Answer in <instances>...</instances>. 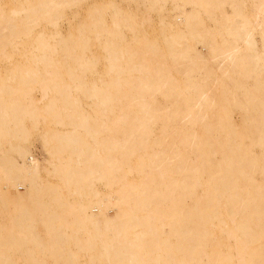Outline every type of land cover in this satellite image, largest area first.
I'll use <instances>...</instances> for the list:
<instances>
[{
    "label": "bare ground",
    "instance_id": "obj_1",
    "mask_svg": "<svg viewBox=\"0 0 264 264\" xmlns=\"http://www.w3.org/2000/svg\"><path fill=\"white\" fill-rule=\"evenodd\" d=\"M83 1L0 0V264H264V0Z\"/></svg>",
    "mask_w": 264,
    "mask_h": 264
},
{
    "label": "rangeland",
    "instance_id": "obj_2",
    "mask_svg": "<svg viewBox=\"0 0 264 264\" xmlns=\"http://www.w3.org/2000/svg\"><path fill=\"white\" fill-rule=\"evenodd\" d=\"M2 1H3V3L6 6L12 5V3H15L16 2V0H12V1L11 0H6V1L2 0ZM18 1L20 2L21 0H18ZM108 1L109 0H98V1L97 0H93V1L92 0H85V1L81 2L78 6H73V7L69 8V10L67 9L66 10V16L65 17H62L58 21V25H57L56 29H58L63 35L68 34V32L72 31V29H74L75 26L76 27L78 26V24H79V22L81 20L85 19L88 16L89 11L92 10V9H94V7L97 4L106 3ZM113 1H115V2L118 1L117 3H121L123 6L124 5L125 6L128 5L127 8L132 12V14L135 16V19L138 21V28H136L137 31H139V34L140 33L144 34L143 33V30L146 28V25L141 23V21H142V13L144 14V11L142 10V8H140V6H137L135 4L134 5H132V4L129 5L126 2H122L121 0H113ZM5 2H8V3H5ZM123 3H125V4H123ZM169 9H170V7H169ZM81 13H83V14H81ZM78 14H80L82 16H80ZM148 15H149V17L152 18V21L155 22V23H153L154 26L157 27V26L160 25V21L162 19V15H159L158 13H156L154 11H150L148 13ZM107 19H110V18L108 17ZM70 21H71V23H70ZM68 28H70L69 31H68ZM149 30L150 29H148V31H147V35H149L150 37H152L153 34H154V32L153 31H149ZM127 35H128V39L127 40L130 41L131 38H132V35H134V34L133 33H130V32H127ZM92 42H94V41L92 40ZM93 46L94 45L91 46V49L93 50V52H95L94 50H96L98 48H97V45L96 44L94 46L95 48ZM101 63H102V66H100ZM6 66H9V64L8 63L5 64V67ZM104 67H105L104 66V62H103V60H101V62H99L97 64V66H96V73H93L92 76L90 74H87L86 73L85 74L86 78L99 79L100 76H102L103 73H99L98 74V72H103L104 71ZM38 91L39 90H36L34 92V97L35 98H38V99H41L42 94H41L40 91H39L40 93ZM80 98H81V103H82L83 109H85L86 111L89 110V109H91L92 101L86 99L82 95L80 96ZM87 102H89V103H87ZM43 127H44V122L41 121L39 128L34 130V133H33L34 136H33V138H31L28 142L23 143V144L26 146L27 150L32 151V154L34 155V157L36 156V158L38 160H40L41 166L42 167H45V165L48 166V163L47 162L51 159V157H50V148L51 147L45 145L44 142H43V140H42ZM10 140L11 141H14L13 142L14 144H19L21 142L19 140H12L11 138H10ZM30 141H31V143H30L31 145H29V142ZM42 143H43V145H42ZM31 149H33V150H31ZM10 154L11 155H16L15 153H10ZM43 171H42L41 174H42V176L44 175L43 177L45 178L46 177V172L45 171L43 172ZM263 177H264V175L261 174V173L257 175V179H259V180H262ZM243 183L244 182H242V184ZM198 187H199V190L202 192L203 191V189H202L203 186L202 185H199ZM18 192L24 193L26 196H29V192H28V190H26V188L24 186H19L18 187ZM12 204H13L12 206L6 207V206H4L0 202V209L2 208L3 211H4V214H3V217H2V219L4 221L6 219H8L12 214H14L16 212L17 207H19V204L17 202H13ZM188 205L193 206L194 205V202L189 200L188 201ZM8 211H9V213H8ZM111 213H113V211ZM230 226L231 225L222 226V227H217L216 228L214 238L215 239H217V238L220 239L219 242H218V246L216 248L219 249V250H221L225 254L230 253L231 256H232V258H233V264H239V263H241L244 260V257H245V253L244 252H246V250H241L242 243H241V241H239L236 238L235 235L232 234V232L230 230ZM245 246H247V248H249V245H245ZM75 250L77 251V249H75ZM32 252H33L34 255L40 257V255L35 250L32 251ZM15 253H18V252H15ZM18 254H20V253H18ZM78 260H79L80 264H92V262L90 261V258L88 256H86L85 254H83V253L78 254ZM21 263H24V259H21ZM103 264H110V262L108 260H106V261H104Z\"/></svg>",
    "mask_w": 264,
    "mask_h": 264
}]
</instances>
